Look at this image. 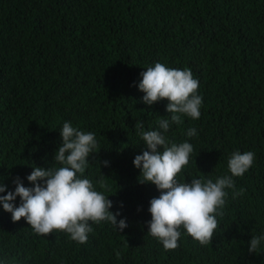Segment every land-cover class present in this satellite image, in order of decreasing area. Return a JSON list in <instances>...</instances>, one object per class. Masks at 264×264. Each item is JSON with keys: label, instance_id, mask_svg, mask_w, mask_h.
<instances>
[{"label": "trees", "instance_id": "1", "mask_svg": "<svg viewBox=\"0 0 264 264\" xmlns=\"http://www.w3.org/2000/svg\"><path fill=\"white\" fill-rule=\"evenodd\" d=\"M157 62L190 69L203 98L198 120L183 116L164 133L170 144L194 148L180 182H215L231 175L233 152L255 154L232 177L207 246L181 229L179 247L166 251L147 234L150 200L160 192L139 182L133 161L146 146L135 125L156 130L170 119L167 101L149 106L138 87ZM64 122L95 134L84 178L128 227L91 224L79 244L63 232L36 234L0 203V264H264V241L248 252L252 237L264 236V0H0V184L14 191L20 177L34 187V167H60L53 157ZM189 128L197 135L189 138Z\"/></svg>", "mask_w": 264, "mask_h": 264}, {"label": "clouds", "instance_id": "2", "mask_svg": "<svg viewBox=\"0 0 264 264\" xmlns=\"http://www.w3.org/2000/svg\"><path fill=\"white\" fill-rule=\"evenodd\" d=\"M140 75L138 87L145 93L143 102L151 106L166 100V111L170 114V119L157 121L156 130H143L139 121L135 125L146 146L143 154L136 155L133 161L141 170L143 179L139 178V182L154 184L160 192L158 197L150 200L151 220L147 222V234L156 238L166 251L179 247L181 229L202 246H207L218 228L217 216L224 215L226 190L235 189L232 177L243 176L253 166L255 154L233 152L228 160L231 175L217 177L215 182L195 177L191 182H180L178 176L189 164L194 148L187 141L170 144L164 133L172 124H182L183 116L193 120L200 118L203 98L198 94L199 81L190 69L169 68L159 62ZM60 132L62 144L53 159L61 166L34 167L27 176L34 187H26L20 177L13 181L14 191L0 184V193L7 191V195L0 196L3 209L11 213L13 222L26 220L36 234L63 232L79 244L87 242L88 234L93 232L91 224L109 222L123 232L128 227L127 218L118 220L120 213L110 210L113 201L109 196L97 191L93 182L84 178L90 155L97 153L95 134L79 130L71 122H64ZM196 135L195 128L187 130L189 138ZM103 164L108 166L109 162L103 161ZM97 183L102 189L111 191L103 178ZM243 193L244 189L234 191V197ZM17 197L20 198L19 206L15 204ZM261 241L264 236L252 237L248 252L256 253ZM116 255L120 257L119 251Z\"/></svg>", "mask_w": 264, "mask_h": 264}]
</instances>
